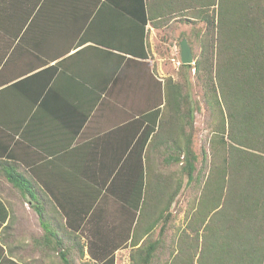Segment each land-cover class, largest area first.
Listing matches in <instances>:
<instances>
[{"label":"crops","instance_id":"crops-1","mask_svg":"<svg viewBox=\"0 0 264 264\" xmlns=\"http://www.w3.org/2000/svg\"><path fill=\"white\" fill-rule=\"evenodd\" d=\"M131 9L140 0H0V264L96 262L90 247L130 224L122 200L142 167L168 180L183 135L160 36L173 19L144 29Z\"/></svg>","mask_w":264,"mask_h":264},{"label":"trees","instance_id":"trees-1","mask_svg":"<svg viewBox=\"0 0 264 264\" xmlns=\"http://www.w3.org/2000/svg\"><path fill=\"white\" fill-rule=\"evenodd\" d=\"M190 3L197 5L192 19L207 21L200 43L205 49L214 50L215 56L214 61L209 54L202 60L194 54L195 63L180 65L195 68L196 72L203 70L204 64L211 65L209 71L214 69L216 77L213 98L220 108V97L226 102L228 128L222 124L221 147L208 170V162L198 170L200 156L192 146L191 134H185L186 128L195 123L190 93L184 92L188 84L185 79L177 83L167 79V110L183 124L184 145L173 140L176 147H169L171 150L161 163L168 167L180 164L187 179L185 184L177 181L165 207H160L173 178L150 185L142 167L140 181L131 189V199L122 200L131 209L130 224L126 231L120 232L113 248L90 247L94 264H115V250L128 244L136 247L131 252L133 264H158L157 252L172 217L164 208L171 207L184 186L190 187L195 181L200 185L204 177L206 190L200 193L195 223L204 225L208 232L200 244L198 264H264V0H140V15L134 9L129 12L132 17L143 19L145 29L149 19L160 15L170 21L176 18L175 9H192ZM216 5V14L206 9ZM183 37L191 44L190 35ZM160 112L157 109L152 113ZM162 219L161 237L154 239L152 233ZM198 229L193 228L195 235L182 233L178 248L170 251L171 260L166 264H195L201 235ZM80 251L83 256V250ZM68 254L61 252L64 264H77Z\"/></svg>","mask_w":264,"mask_h":264},{"label":"rangeland","instance_id":"rangeland-1","mask_svg":"<svg viewBox=\"0 0 264 264\" xmlns=\"http://www.w3.org/2000/svg\"><path fill=\"white\" fill-rule=\"evenodd\" d=\"M191 6L193 8L187 11L175 9L176 13L174 17L176 18L174 19L176 20L172 18L173 22L169 23L168 28L164 30V33H160V36H163L164 43L162 44L166 47V61L164 67L166 70L167 79H171L173 82L176 83L185 79V82H187L188 84V88H184V92L186 93L188 91L190 93V99L195 110V123L193 127L189 126L186 128L185 134H191L192 146L200 156L197 162L198 170L202 165H205V162H208L206 169L207 171L209 168L208 166L211 164L212 158L216 155V152L221 147L219 140L220 136L222 135V132L224 131V127L225 129L228 128V123L226 122L228 110L226 107V102H224L221 97V108L216 103V101H214L213 84L215 85L216 77L214 69L211 72L209 71L211 65L204 64L203 70L196 72L195 68L185 69L182 68L181 65L178 63V61H180L181 54L180 41L182 39L183 34H188L192 37L191 46L195 54V58L202 57L201 59L204 60V58L209 54L211 55L212 60L214 61L215 51L211 48L205 49L206 47L202 46V44L200 43V39H202V36L206 32L207 21L198 18L192 19V17L195 18V8H197V5L190 3L189 7ZM206 9H208L211 14H216L217 5L208 6ZM182 30L183 33H181ZM206 69H208V71ZM205 73L211 74L207 76L208 74ZM210 76L212 77L213 82ZM207 97H209L212 105L208 101ZM167 113L169 114L168 110ZM224 121L226 124L224 123ZM222 124L224 125V127ZM221 126L223 127L222 130ZM175 132L176 134H181L178 130H176ZM183 137L184 136L182 135V145H184ZM227 140L230 141L229 139ZM205 159L207 160L205 161ZM168 175L169 177H171V179L173 178V183L169 184L168 192L164 195L163 199H161L160 207H165V200L166 198H168L170 191L176 188L177 181L179 182L180 180H182L184 182L187 179V174L181 173L180 164H174L173 166H170L168 170ZM196 183L197 181H195L194 184L192 183L190 187L184 186L182 191L178 194V196L172 203L171 207L166 209L164 208L165 213H171L172 217L170 218V221L168 223V229L166 230V233H164V237L162 236L163 242L157 252L158 259H156V262L158 261V264H166L171 260V258H169L170 251L176 250L178 248V238L182 235L183 232H186V234L189 233L191 235H195V232H193L194 227L199 228L198 231L201 232L200 237H198L199 239L197 238L199 248L197 249V254L195 257V264H198L197 259L198 255L200 254V244L203 242V237H207L208 230L204 229V225H199V223L196 224L195 219L196 216L199 215L197 214V208L199 207L200 203V193H203L206 190V177L201 180L200 185ZM163 224L164 221L162 219V221L159 222V224L156 226L155 230L152 233L154 239H156L157 237H161L159 235V232ZM135 248L136 247H133L132 245L130 248L128 244L127 247H124V249L119 250L118 255L115 256V258L117 257L115 259V264H133L131 252ZM76 251L78 250L76 249ZM176 252L177 251H175L174 253L176 254ZM72 258L77 261V264H85L86 261H88L87 263L89 264H94L91 259L87 260L89 257L80 258L79 254H76L75 257L73 256ZM56 264L64 263H62L61 261Z\"/></svg>","mask_w":264,"mask_h":264},{"label":"water","instance_id":"water-1","mask_svg":"<svg viewBox=\"0 0 264 264\" xmlns=\"http://www.w3.org/2000/svg\"><path fill=\"white\" fill-rule=\"evenodd\" d=\"M180 49H181V54H180L181 63L184 64L195 63L193 49L187 37H183L181 39Z\"/></svg>","mask_w":264,"mask_h":264},{"label":"built area","instance_id":"built-area-1","mask_svg":"<svg viewBox=\"0 0 264 264\" xmlns=\"http://www.w3.org/2000/svg\"><path fill=\"white\" fill-rule=\"evenodd\" d=\"M178 63L180 64V63H181V60H180V61H178Z\"/></svg>","mask_w":264,"mask_h":264}]
</instances>
